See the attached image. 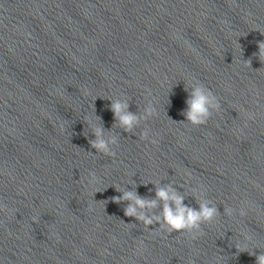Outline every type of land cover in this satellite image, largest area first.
<instances>
[{"label":"clouds","instance_id":"1","mask_svg":"<svg viewBox=\"0 0 264 264\" xmlns=\"http://www.w3.org/2000/svg\"><path fill=\"white\" fill-rule=\"evenodd\" d=\"M260 32V31H259ZM264 35V32H260ZM258 52L253 55L258 57L259 61L264 64V41L257 42ZM247 66H251V60L245 61ZM193 86L191 88L186 87L184 91L187 93V99L185 103L186 109L181 112L184 117L181 124L190 125L192 127H201L208 123L213 114H220L221 104L217 96L203 83L191 80ZM67 92V89H65ZM102 99H110L103 98ZM129 104L127 100L115 99L110 103V110L113 113L114 121L118 123L119 127L125 132L132 133L133 129L139 126L141 120H149L156 114L154 106L149 103L143 111V115H138L128 110ZM251 118V114H248ZM87 124L93 127V135L95 139L89 140V144L95 153L102 154L107 157H115V147H118V138L114 135L105 136V129L103 126L92 125V120L88 119ZM245 126H247L245 124ZM242 132V129H240ZM139 139L141 141H149L152 145H157L158 140L150 138V130H143ZM186 175L191 176L190 173ZM88 184L96 183L99 178L95 171H89L86 177ZM116 191H121L117 186ZM111 202L120 204L122 201L127 202L126 207L123 209L124 215L129 218H134L136 221L141 222L146 229V232L152 235H159L164 233L171 235L173 233L180 234L181 236H187L191 240L195 241L205 235L202 228L203 225L213 224L221 213L216 206L211 205L207 200L197 201L198 207H192L184 203V196L177 193V191L171 186L157 187L155 191V198L141 197L136 191H124L122 195L112 196L108 198ZM106 203L108 201H105ZM159 207V214H149V210H154ZM232 207H226L224 211L225 216H232L234 214ZM0 212H4L8 216L15 214L14 209H9L3 203H0ZM248 214V202H242L239 207V216L245 217ZM34 223H38V218H33ZM158 224L161 230H147L148 226ZM245 239L252 241V235L245 230ZM59 239V237H57ZM140 244H144L143 239L140 240ZM236 252H247L249 256L255 257V264H264V252L259 254L256 251H249L247 243L235 244ZM220 257L216 258V264H219ZM190 264H195L194 261H190Z\"/></svg>","mask_w":264,"mask_h":264}]
</instances>
